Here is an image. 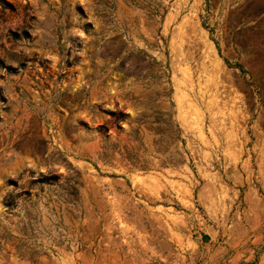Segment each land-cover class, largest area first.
<instances>
[{"label": "rangeland", "instance_id": "1", "mask_svg": "<svg viewBox=\"0 0 264 264\" xmlns=\"http://www.w3.org/2000/svg\"><path fill=\"white\" fill-rule=\"evenodd\" d=\"M0 264H264V0H0Z\"/></svg>", "mask_w": 264, "mask_h": 264}, {"label": "water", "instance_id": "2", "mask_svg": "<svg viewBox=\"0 0 264 264\" xmlns=\"http://www.w3.org/2000/svg\"><path fill=\"white\" fill-rule=\"evenodd\" d=\"M205 239H208V236H206Z\"/></svg>", "mask_w": 264, "mask_h": 264}]
</instances>
